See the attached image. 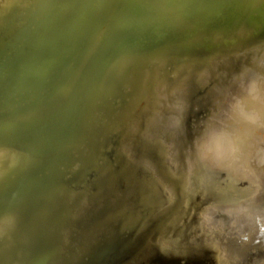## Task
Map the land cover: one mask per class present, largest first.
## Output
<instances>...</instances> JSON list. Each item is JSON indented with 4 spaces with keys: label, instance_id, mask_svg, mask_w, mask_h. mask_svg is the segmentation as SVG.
<instances>
[{
    "label": "water",
    "instance_id": "obj_1",
    "mask_svg": "<svg viewBox=\"0 0 264 264\" xmlns=\"http://www.w3.org/2000/svg\"><path fill=\"white\" fill-rule=\"evenodd\" d=\"M261 148L264 0H0V264H264Z\"/></svg>",
    "mask_w": 264,
    "mask_h": 264
},
{
    "label": "clouds",
    "instance_id": "obj_2",
    "mask_svg": "<svg viewBox=\"0 0 264 264\" xmlns=\"http://www.w3.org/2000/svg\"><path fill=\"white\" fill-rule=\"evenodd\" d=\"M251 90L255 91V84L251 86ZM241 114L243 115L242 110ZM231 151V139L225 133L209 134V143L205 149V156L209 158L212 163H221L226 158V155L231 154ZM254 161L258 167H264V148L256 152Z\"/></svg>",
    "mask_w": 264,
    "mask_h": 264
}]
</instances>
